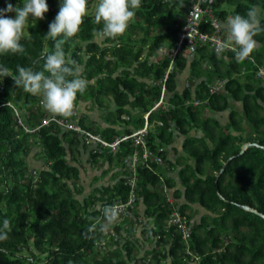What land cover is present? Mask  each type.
I'll use <instances>...</instances> for the list:
<instances>
[{
    "label": "trees",
    "instance_id": "trees-1",
    "mask_svg": "<svg viewBox=\"0 0 264 264\" xmlns=\"http://www.w3.org/2000/svg\"><path fill=\"white\" fill-rule=\"evenodd\" d=\"M92 1L88 0V4ZM7 3L16 7L22 0H0V9L6 8ZM47 4L49 11L44 19H29L25 26L20 41L25 51L0 55V66L10 70V77H0V228L5 219L10 222L7 239L0 240V264H264V85L257 81L250 61L253 59L264 67V32L255 37L257 47L243 62L236 60L237 48L228 54L229 61L209 51V47L198 48L192 62L191 88L182 93L177 90V75L187 68L188 57L184 51L175 57L174 70L165 82V97L171 107L150 114L147 143L150 150L165 159L166 165L175 167L166 160V148L177 135L187 138V162L179 172L185 192L177 190L174 201L171 200L169 190L174 179L167 175V167H160L165 164L153 163L151 169L140 167L137 203L119 216L121 222L110 225L116 233L114 237L106 233L110 226L103 227L102 207L129 201V177L119 176L121 179L118 178L114 187L99 188L84 196L79 171L68 162L64 146V137H68L73 150V145L80 144L79 135H67L55 123L35 133L19 125L17 111L31 131L48 117L41 98L16 87L13 80L18 74L17 66L42 71V54L54 49V42L45 35L58 14L61 0H47ZM253 4L261 8L264 24V0H216L213 8L225 23L229 16L245 15ZM191 6V0H180L174 8L169 0H141L134 17L136 23L130 27L139 29L143 37L137 42L136 52L127 50L122 59L126 71L120 75L116 74V66L105 60L106 51L94 41L102 28L94 17H84L78 34L64 45L66 56L80 66L85 64L89 80L100 77L98 85L88 84L86 91L78 95L94 98L101 104L102 96L114 98L117 110L106 118L111 126L133 122L129 106L141 110V117L134 121L144 126L145 114L162 97L163 80L172 61L169 54H164L158 62L149 58L162 48L170 50L178 45ZM8 15L14 18L15 13ZM173 22L177 26H172ZM203 31L210 32V26L205 25ZM123 35L126 37L121 40L132 44V35L127 32ZM81 41L86 43L85 48ZM146 50L149 58L144 59ZM83 51L89 55L87 62L81 55ZM206 63H209L207 69ZM244 66L246 74H242ZM132 67L133 72L129 71ZM139 78L152 79L154 84L149 87ZM199 79L203 81L193 90ZM225 79L227 93L213 94V86L210 87L213 80ZM232 100L243 103L244 111H237ZM196 101L200 103L198 106ZM203 108L221 112L232 108L227 130L216 119L205 118ZM125 114L129 120L123 122ZM194 128L203 130L205 136L190 137ZM228 128H234L236 133ZM103 132L108 141L120 134L113 127ZM125 132L133 134L130 130ZM247 144L254 146L242 153ZM38 147L48 170L30 168L28 158ZM160 148L165 153H160ZM119 150L110 159L123 166L127 164L124 160L142 148L129 140ZM98 156H101L99 152ZM191 160L193 165L189 163ZM182 197L186 199L184 204L177 200ZM141 203L145 207L144 216L154 223L144 226L142 235L157 242L153 250L143 255L135 230L141 218ZM194 204H200L207 213L193 223L192 215L186 213ZM173 213L181 214L192 227L188 242L177 227L168 228Z\"/></svg>",
    "mask_w": 264,
    "mask_h": 264
},
{
    "label": "clouds",
    "instance_id": "clouds-1",
    "mask_svg": "<svg viewBox=\"0 0 264 264\" xmlns=\"http://www.w3.org/2000/svg\"><path fill=\"white\" fill-rule=\"evenodd\" d=\"M88 6V0H61L58 14L49 24L45 35L47 40L54 42V49L42 54L43 70L17 66L18 74L13 79L15 86L39 96L43 108L53 117L70 118L77 95H82L88 87V81L82 76V67L74 59L66 57L64 51V45L78 34L84 17L88 15ZM140 6L141 0H94L95 23L102 24L96 33L97 38L115 40L123 35ZM48 11L47 0H22L20 6L13 7L7 3L6 8L0 9V55L23 53L25 49L20 41L29 19L42 20ZM13 12L14 18L8 15ZM221 26L226 31L227 44L237 48L236 60L243 62L257 47L255 37L264 32L261 8L253 4L245 15L229 16ZM225 46H218L217 54ZM0 77H10V70L0 66ZM102 212L104 228L118 220L117 205L103 206ZM9 225L10 222L5 219L0 228V240L7 239Z\"/></svg>",
    "mask_w": 264,
    "mask_h": 264
},
{
    "label": "crops",
    "instance_id": "crops-1",
    "mask_svg": "<svg viewBox=\"0 0 264 264\" xmlns=\"http://www.w3.org/2000/svg\"><path fill=\"white\" fill-rule=\"evenodd\" d=\"M180 0H169L170 2V6L171 7H176L177 3H179ZM192 1L191 0V5H192ZM94 3V0L92 2H90L88 5V15H86L85 17H94V9L92 8V5ZM176 4V5H175ZM138 10H136L137 12ZM182 21V19H181ZM132 23H136V19H134L130 24L128 29L126 30L127 33L132 35V38L130 41H132V44L127 45L124 41H122L121 37H126L125 35H121L119 37H117L114 41H108L109 39H104V40H100L97 38V36L95 37L94 41L100 46V49L106 51V56H105V60L106 61H110L112 62V66H116V74L120 75L122 74L123 71H126V66H124L122 59H124L123 57L125 55H127V50L130 51L131 49H133L134 52H136L138 50V46L139 44H137V42L139 41V39H141L143 37V33H141V31L139 29H132L130 26L132 25ZM175 25L177 26V23L173 22L172 26ZM214 31L211 29L210 33H213ZM127 40V38H126ZM81 44H83V48H85L86 43L81 41ZM135 44L137 47H135ZM113 47V50H111ZM110 48V49H109ZM126 51H125V49ZM123 50V51H122ZM168 50V48H162L159 51H157L153 56H151L149 58V54L148 51L146 50V52L144 53V59L149 58L150 61L152 62H158L160 61V59L162 60L163 55H164V51ZM209 51L213 52L211 49H209ZM185 53V52H184ZM231 53L229 52H225L222 54H217V56L219 57H225L227 61H229L228 59V54ZM118 54V55H116ZM188 57V65L187 68L185 69V71L183 73H179L177 75V90L182 93L186 88H191V78H192V62L195 59V54H190V53H185ZM81 55L84 57V59L87 60L89 59V55L87 54L86 51H83L81 53ZM68 57V55L66 56ZM126 57V56H125ZM71 58V57H69ZM253 59H251L250 61H252ZM253 67L256 70V79L257 81H260L261 84L264 85V78L259 77V72L261 70H264V67L261 66L258 62H256L255 60H253ZM205 69H207V67H209V63H206L205 65ZM82 67V76L83 78H85L88 81V84L90 86H94V85H98V81L100 77H96L92 80H89L86 75H85V71H86V67L85 64L81 66ZM244 69H242V74H246L247 73V68L244 66ZM134 68H130L129 71L133 72ZM205 78V77H203ZM140 81H146V83L148 84V86L150 87L151 85L154 84V81L152 79H141L139 78ZM194 80V79H193ZM203 81V79H199L197 80V84L193 85V90L196 89V86ZM218 82H228L226 79L225 80H213V83L210 87L214 86V84L216 85ZM165 88H166V84H165ZM224 91V89L220 92V94ZM225 93H227L226 91H224ZM169 95V96H168ZM166 92H164V80H163V94L162 97L165 98V101H167L166 99ZM86 96H79L77 95V100H76V104H75V109L74 112L78 113V116L74 117V115H72L70 118H63V117H56L58 119H62V120H67L72 122L73 124L77 125L79 124L83 129H85L86 131L90 132V133H94L97 135H100L103 139L104 135H103V131L106 130L107 128L113 127L117 130V132H119L120 136H116V138L118 137H122L124 135H127V133L125 132L126 130H130L131 133H135L136 131L142 129L146 122H147V114H145L144 116V126L142 127V125H138L134 120L137 119L138 117H141L140 115H142L141 110L140 109H132L131 106L128 107V109L131 111L132 113V119L131 121H133L132 123H130L128 125V123H122V124H118L116 126H111V124L107 121V115L110 112H114L117 110V106L115 103V100L113 97H106V96H102L103 97V103H99L97 102L94 98H85ZM162 97L160 98V100L162 99ZM167 97H170V94H167ZM159 100V101H160ZM169 100V99H168ZM133 101V98H131L130 102ZM158 101V102H159ZM42 105V104H41ZM202 105V103H201ZM169 109H170V104H168ZM196 106V105H195ZM232 106L234 108L237 109V111L239 112H243L244 111V105L241 102H235L232 100ZM43 108V106H42ZM43 111L46 112V114L48 115L47 118H51L53 117L51 114H49L44 108ZM203 113H204V117L208 118V119H216V121L219 123V125L222 128H226L228 125L230 124V120H231V112H232V108H229L225 111H213L210 108H203ZM17 115L20 117L19 118V125L23 126L25 129H27L28 127H26L24 120H23V116H20V113L17 111ZM137 117V118H136ZM129 120V116L128 115H124L122 118V121H128ZM83 121V122H82ZM43 122V121H42ZM135 122V123H134ZM84 123V124H83ZM57 126H59L57 123H55ZM161 125V124H160ZM46 127V126H45ZM61 128V130L64 133H67V135L69 133H76L79 135L80 138V144L77 146H74V148H72L73 150L70 149V138L68 137H64V146L67 148V159L68 162L71 164V166H74L75 168L78 169L79 171V177H80V181H79V185L82 186L83 188V195L84 196H88L89 194L93 193L94 190L99 189V188H103V187H109L112 186L114 187L116 185V183L118 182L119 179H121V177H130L133 173L131 172L132 170H130L129 167V163L121 166L120 164H117V160H111L110 157L115 158L119 153L120 150L115 152V153H105V154H101V156L96 157L98 149H99V145L95 144V143H87L84 139V136L80 133L74 132L72 130L66 129L65 127L59 126ZM42 127V123L41 125H39L36 129H33V131H37L40 130ZM229 129V128H228ZM232 133H236L235 129H229ZM228 130V131H229ZM229 131V132H230ZM33 132V133H35ZM228 132V133H229ZM205 136V132L199 128H194L191 132H190V137H194L196 139H200L203 138ZM63 137V136H62ZM114 139V140H115ZM106 140V139H105ZM113 140V141H114ZM108 141V140H107ZM186 141L187 138L184 136H176V140L174 141V143L169 146L168 148H166L167 151V162H170V164L172 163V166L175 165V167H170L167 163L166 166H160L161 168L163 167H167L168 169V176H170L171 178L174 179V186L172 188H170L169 190V194L171 196V200L174 201V196H175V192L177 190H180L182 192H185L184 187L181 184V179L179 177V172L182 169L183 165L186 164L187 162V156L188 153L186 152ZM70 142V143H69ZM112 142V141H110ZM209 145L213 146L211 142H208ZM248 145V144H247ZM245 145V147L247 146ZM245 147L242 150V153H244ZM247 150V149H246ZM245 150V152H246ZM131 156H129L130 158ZM129 158H127L125 161H127ZM28 162L30 165L31 169H35V170H48L49 166L47 164L46 159L44 158V156L42 155V150L41 148H35L33 150V152L30 154L29 158H28ZM189 163L191 165L194 164V161H189ZM140 168V167H139ZM137 168L136 172L138 175V169ZM118 176V177H116ZM119 176H121L119 178ZM119 178V179H118ZM180 201L181 204L186 203V199L185 197H182L180 199H177ZM140 212H141V218H138L139 221L136 225V233H137V239L139 240V244L142 247L141 250V254L143 255L144 252L146 251H151L153 250L156 246H157V242H151L149 241L146 236H143L142 233L144 231V226L148 225V226H154V223L152 221H149L145 216L144 213L142 212L144 210V204L141 203L140 204ZM207 213V211L200 205V204H194L192 206V210L187 211L186 214L188 215H192L193 219V223L194 222H199L201 220V218ZM118 223L122 221V219L120 217H118ZM114 229L110 226L109 230H106V233L110 235V231ZM115 232V231H114ZM134 239V240H137Z\"/></svg>",
    "mask_w": 264,
    "mask_h": 264
},
{
    "label": "built area",
    "instance_id": "built-area-1",
    "mask_svg": "<svg viewBox=\"0 0 264 264\" xmlns=\"http://www.w3.org/2000/svg\"><path fill=\"white\" fill-rule=\"evenodd\" d=\"M216 0H193L191 11L186 17L184 27L182 28L178 45L170 50H165L164 54H169L172 57V61L169 65V69L167 71V75L164 79V92L166 91L165 82L167 81L169 75L174 70V60L175 57L182 53L195 54L200 47H209L212 51L217 53L216 49L221 44H225L224 50L219 53H225L228 51L235 50L236 47L231 44H227V34L226 31L222 28L223 22L215 15L214 12V3ZM226 23V22H225ZM205 25L210 26V28L214 31L213 33L203 31V27ZM186 45V49L184 48ZM185 50H184V49ZM252 62H254L252 60ZM259 77L264 78V70L259 72ZM227 82H218L216 85L212 87L213 94H219L225 87ZM200 103L198 101L195 102V105L198 106ZM159 110H169L168 103L165 101V98L157 102L152 110L147 114V122L145 126L136 131L131 135H124L122 137L116 138L114 141L110 142L103 139L100 135L90 133L83 129L79 124L75 125L70 121L58 119L56 117L45 118L42 122V127L49 126L52 123H57L59 126L65 127L66 129L72 130L74 132L80 133L84 136V139L87 143H95L99 145L100 154L104 153H115L119 151L122 143L132 140L136 146L142 148V151H135V153L127 160L129 163L130 170L133 173L129 177L128 185L131 187V196L129 201L125 203H118L119 207V216L126 214L130 211V209L135 207L137 203L138 196L137 190L139 189V176L137 175V168L146 167L151 169L152 164L163 165L165 163V159L157 153H154L149 149L147 143V137L149 134L150 125L148 122V118L152 112H156ZM74 117L78 116L77 112L73 113ZM162 125V124H161ZM28 132L31 131L28 128L26 129ZM160 153H165L164 148L159 149ZM36 175V172H34ZM177 227L178 230L183 235L184 241L188 242L192 236V227L188 225L186 219L179 213H173L168 222V228ZM110 234L114 237L116 233L111 230Z\"/></svg>",
    "mask_w": 264,
    "mask_h": 264
},
{
    "label": "water",
    "instance_id": "water-1",
    "mask_svg": "<svg viewBox=\"0 0 264 264\" xmlns=\"http://www.w3.org/2000/svg\"><path fill=\"white\" fill-rule=\"evenodd\" d=\"M251 146H254V144H248V145L245 147V150L248 149V148L251 147ZM255 146H258V145H255ZM245 150H244V152H245ZM243 208H244L245 210L252 211L249 207L243 206Z\"/></svg>",
    "mask_w": 264,
    "mask_h": 264
},
{
    "label": "rangeland",
    "instance_id": "rangeland-1",
    "mask_svg": "<svg viewBox=\"0 0 264 264\" xmlns=\"http://www.w3.org/2000/svg\"><path fill=\"white\" fill-rule=\"evenodd\" d=\"M108 233V232H107Z\"/></svg>",
    "mask_w": 264,
    "mask_h": 264
}]
</instances>
